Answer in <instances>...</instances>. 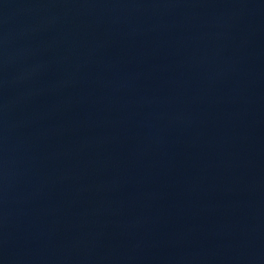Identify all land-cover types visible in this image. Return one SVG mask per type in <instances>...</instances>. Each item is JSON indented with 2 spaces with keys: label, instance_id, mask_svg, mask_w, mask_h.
I'll use <instances>...</instances> for the list:
<instances>
[{
  "label": "water",
  "instance_id": "1",
  "mask_svg": "<svg viewBox=\"0 0 264 264\" xmlns=\"http://www.w3.org/2000/svg\"><path fill=\"white\" fill-rule=\"evenodd\" d=\"M0 264H264V0H0Z\"/></svg>",
  "mask_w": 264,
  "mask_h": 264
}]
</instances>
